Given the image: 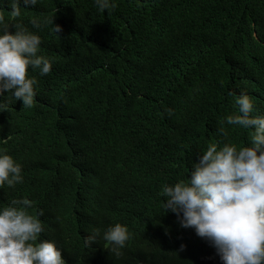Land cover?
<instances>
[{
  "label": "trees",
  "instance_id": "1",
  "mask_svg": "<svg viewBox=\"0 0 264 264\" xmlns=\"http://www.w3.org/2000/svg\"><path fill=\"white\" fill-rule=\"evenodd\" d=\"M114 2L101 12L93 0H39L16 18L0 3L5 22L40 35L51 62L46 75L29 70L32 107L0 97V149L23 175L0 187V206L30 200L65 264H202L207 249L192 259L176 249L177 217L158 193L187 179L209 143L247 145L251 129L222 121L239 114L240 93L264 114V0ZM52 16L57 34L29 23ZM116 222L132 234L122 255L99 236L85 246Z\"/></svg>",
  "mask_w": 264,
  "mask_h": 264
},
{
  "label": "clouds",
  "instance_id": "2",
  "mask_svg": "<svg viewBox=\"0 0 264 264\" xmlns=\"http://www.w3.org/2000/svg\"><path fill=\"white\" fill-rule=\"evenodd\" d=\"M38 2L7 0L9 15L19 17L21 4L27 8ZM93 2L101 12L116 7L114 0ZM29 23L33 29L49 26L51 32L61 31L53 16L33 17ZM40 46V35L22 23H7L0 15V97L8 92L22 101V107H32L36 80L29 70L40 75L51 70L50 60L38 54ZM235 103L239 114L227 115L222 123L251 129L247 145L209 143L191 161L187 179L164 182L158 193L164 198V212L177 217L172 222L176 249L186 251L190 259L205 255L207 249V259L199 261L202 264H264V114H253L246 93L236 95ZM6 109L0 102V111ZM22 182V165L0 149V187L13 188ZM31 207L27 198H13L0 206V264H65L54 239L43 237L47 223L38 218L43 212L34 215L28 211ZM98 236L114 256L122 255L132 239L127 225L116 222L102 236L98 229L83 236L85 246Z\"/></svg>",
  "mask_w": 264,
  "mask_h": 264
}]
</instances>
